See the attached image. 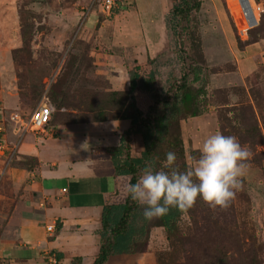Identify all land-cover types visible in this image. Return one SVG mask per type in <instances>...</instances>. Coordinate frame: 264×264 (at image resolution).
I'll use <instances>...</instances> for the list:
<instances>
[{
  "label": "rangeland",
  "instance_id": "rangeland-1",
  "mask_svg": "<svg viewBox=\"0 0 264 264\" xmlns=\"http://www.w3.org/2000/svg\"><path fill=\"white\" fill-rule=\"evenodd\" d=\"M201 1V9L193 14L187 32L182 31V24L175 17L170 14L166 17L169 39L154 58V87L160 96L166 97L169 87L179 81L185 72V53L203 70L202 80L193 82V77H189V83L200 95L201 116L181 122V138L188 166L198 158L200 144L207 135L220 132L239 140L234 128L238 124L232 120L234 113L231 110L244 109L248 121L254 120L261 129L262 145L249 146L240 139L250 156L245 174L240 178L241 186L233 198L243 237L253 235L256 246L260 247L264 245V15L250 40L243 42L247 34L236 28L226 0ZM258 1L264 6V0ZM135 2L134 8L133 0H122L119 32H124L132 20L140 22L139 26H155L153 24H160L166 14L165 0ZM88 3L86 0H0V121L4 122L6 130L3 135L6 147H11L18 139L9 113L19 112L24 119L30 118L44 96L49 98L51 87L56 86L58 91L72 89L74 93L69 95H72L70 100L77 96L81 106L101 102L102 94L109 87L112 89V85L119 91L128 87L127 69L139 61L132 48V37L119 35V47L109 46L106 42L109 40L108 32L101 33L99 30L103 22L108 23L115 18L118 9L106 16L98 8L88 9ZM109 52L118 57L119 63L114 56L113 62L110 56L108 61L103 60L102 57L107 55H101ZM35 92H39L37 99L34 98ZM60 115L63 117L57 122L65 126L75 125L77 119L92 117L72 108H64ZM115 125L106 123L101 128L112 129ZM46 131L27 135L28 138L39 137ZM87 141L96 148L106 144L97 137ZM40 144L51 147L44 142ZM19 147L9 165L7 148L0 149L1 239L13 235V226L9 221L21 216L20 208H15L19 200L13 202L9 199L15 198V195L18 198L19 195H28V183L23 182L22 187L15 186L9 174L10 168H20L19 163L25 161V157L19 155ZM70 151L74 154L72 149L67 154ZM84 153L86 151L81 154ZM48 154L54 156L57 152L50 151ZM55 159L62 161L60 154ZM260 159L263 167L257 164ZM182 224L185 228L190 224L188 214L183 216ZM161 231L151 233L152 243H149L145 253L155 255L157 264L182 263L186 249L178 246L174 252L171 251L164 230ZM257 259L264 262V248L259 249ZM250 260L247 264H251Z\"/></svg>",
  "mask_w": 264,
  "mask_h": 264
},
{
  "label": "trees",
  "instance_id": "trees-1",
  "mask_svg": "<svg viewBox=\"0 0 264 264\" xmlns=\"http://www.w3.org/2000/svg\"><path fill=\"white\" fill-rule=\"evenodd\" d=\"M256 2L261 9L262 20L264 6L260 1ZM201 6V0H173L169 14L182 24V31L187 32L193 14ZM255 30L249 31L243 42H248ZM185 60V72L179 81L169 87L166 97L155 91V59L130 65L127 69L129 88L113 91L109 87L102 94L101 102L81 106L77 96L70 100L72 95H69L74 93L72 89L58 91L54 86L49 90V100L54 111L45 129L65 126L57 122L63 117L60 111L64 108H72L84 116L92 115L90 119H77L76 124L118 120L131 123V127L120 135L117 146L91 152L93 158L113 164L116 180L115 191L107 196L103 206L99 231L101 244L92 264H107L114 256L145 253L155 229L164 230L171 251L174 252L178 246L186 249L183 262L175 264H247L249 259L251 264H264L257 259V253L264 245L257 247L253 235L243 237L233 207L234 199L227 208L216 209L197 200L186 212L172 209L167 215L148 221L142 215L143 209L128 195V185L137 181L146 166L161 169L168 152L175 153V167L178 170L188 167L181 138V122L201 116L200 95L189 83V77H193V82H198L202 80L203 70L194 64L187 53ZM34 95L37 99L39 92ZM237 111L240 114H236ZM230 112L234 113L232 120L238 124L234 128L239 134V141L241 139L242 143L249 146L262 145V131L254 120L248 121L245 110L241 108ZM24 160L19 163L21 168L29 169L38 164L35 158ZM257 164L263 167L261 159ZM187 214L190 224L185 228L182 226V218ZM77 262L81 264V259H75L73 264Z\"/></svg>",
  "mask_w": 264,
  "mask_h": 264
},
{
  "label": "crops",
  "instance_id": "crops-1",
  "mask_svg": "<svg viewBox=\"0 0 264 264\" xmlns=\"http://www.w3.org/2000/svg\"><path fill=\"white\" fill-rule=\"evenodd\" d=\"M133 1L135 8L136 2ZM165 1L166 14L160 24L155 22V26L144 27L132 20L124 32H119V17L122 15L118 9L113 20L101 24L99 32H108L109 40L106 42L114 48L119 47V35L132 37L131 44L138 63L154 59L169 39L166 17L173 7V0ZM105 54L107 56L102 57L104 61H108L110 56L113 62L114 56L119 63L116 55L109 52L101 56ZM111 88L119 91L113 85ZM128 88L129 85L125 90ZM106 123L116 125L112 129L101 128ZM106 123L54 126L46 129L44 135L34 138H28L29 134H26L20 144L19 155L35 158L38 164L29 169L12 167L9 170L15 186L22 187L23 182L28 183V195H19V198L15 195L9 199L13 202L19 200L15 208H20L21 216L9 221L13 235L0 238V264H51L49 256L56 258V264H73L75 259H81V264L93 263L101 244L99 231L103 206L107 196L115 191L116 180L113 164L93 158L91 152L117 146L120 135L131 127L126 120ZM96 137L105 141V146L96 148L92 143L87 144V139ZM71 149L74 154L71 151L67 154ZM50 151L57 154L50 156ZM82 151L86 153L81 154ZM59 154L63 162L55 159ZM60 181L62 184H57ZM50 225H55L54 233L47 231ZM155 232L162 231L155 229L152 235ZM138 255L114 256L107 264L156 263L155 255Z\"/></svg>",
  "mask_w": 264,
  "mask_h": 264
},
{
  "label": "clouds",
  "instance_id": "clouds-1",
  "mask_svg": "<svg viewBox=\"0 0 264 264\" xmlns=\"http://www.w3.org/2000/svg\"><path fill=\"white\" fill-rule=\"evenodd\" d=\"M249 156L237 137L215 132L203 139L198 158L182 171L175 167L173 152L166 153L161 169L146 166L137 181L128 185V195L148 221L172 209L186 212L197 200L212 209L227 208L241 186Z\"/></svg>",
  "mask_w": 264,
  "mask_h": 264
},
{
  "label": "built area",
  "instance_id": "built-area-1",
  "mask_svg": "<svg viewBox=\"0 0 264 264\" xmlns=\"http://www.w3.org/2000/svg\"><path fill=\"white\" fill-rule=\"evenodd\" d=\"M88 9L98 8L101 14L110 16L119 9L122 0H86ZM230 9V14L234 17L235 26L242 34H247L249 31L258 28L261 21V9L256 0H226ZM53 106L47 96H44L43 101L38 108L30 115V118L24 119L19 112L9 113V120L12 122V129L16 136L17 142L12 143L11 147H6L4 138L5 129L4 122L0 121V149L7 148L9 155L7 156V165L12 161V158L18 150V145L23 141L26 134H39L45 130L53 114ZM20 143V144H19ZM8 146V145H7ZM55 225L47 226L49 233L55 232ZM51 264H56V258L49 256Z\"/></svg>",
  "mask_w": 264,
  "mask_h": 264
}]
</instances>
